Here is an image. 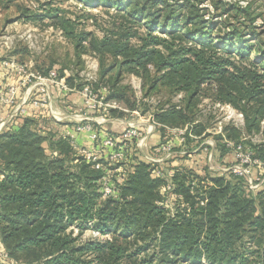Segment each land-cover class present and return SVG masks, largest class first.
Wrapping results in <instances>:
<instances>
[{"label": "trees", "instance_id": "16d2710c", "mask_svg": "<svg viewBox=\"0 0 264 264\" xmlns=\"http://www.w3.org/2000/svg\"><path fill=\"white\" fill-rule=\"evenodd\" d=\"M79 1L113 8L114 26L99 38L76 33L72 21L53 9L32 16L58 23L77 52L88 41L99 55L120 57L116 76H149L152 67L150 88L185 95L183 105L156 113L163 124L194 123L197 102L209 91L242 113L248 134L258 131L264 119V38L253 22L264 16V0L246 6L211 0L220 10L215 18L225 14L232 21L207 19L203 0ZM115 85L103 94L121 102L124 93ZM192 125L197 135L205 128ZM227 135L239 139L241 129ZM54 136L41 135L31 118L0 133V238L7 254L0 264H201L203 258L208 264H264V199L245 193L242 178L232 183L177 169L180 206L170 215L161 200L163 182L149 164L139 161L117 195L101 199L99 172L72 157L62 134ZM44 141L58 155L48 154ZM248 142L253 158L264 160V142ZM89 226L111 233V239L77 243ZM245 235L252 245L243 243Z\"/></svg>", "mask_w": 264, "mask_h": 264}, {"label": "rangeland", "instance_id": "374dc122", "mask_svg": "<svg viewBox=\"0 0 264 264\" xmlns=\"http://www.w3.org/2000/svg\"><path fill=\"white\" fill-rule=\"evenodd\" d=\"M223 1L246 6L250 0ZM211 2L203 0L201 4L207 7V19L232 21L225 14L215 18L220 10H215ZM52 9L60 18L71 20L76 33L88 31L99 38L114 26L116 19L113 8L87 7L79 0H0V133L31 118L41 135L49 138L53 134L57 139L62 134L70 142L72 157L82 158L99 172L96 184L101 199L117 195L118 186L139 161L149 164L151 174L162 180L161 200L170 215L180 206L181 197L173 181L177 169H190L209 178L222 177L232 183L240 177L245 193L254 197L260 194L264 199V160L253 158L248 142H264L261 122L258 131L248 134L243 129V119L232 111L233 106L218 105L207 91L197 102L194 123L163 124L156 113L171 104L183 105L185 95L160 85L150 88L156 74L150 66L149 76L132 72L116 76L121 58L114 59L107 53L99 55L89 49L88 41L77 52L58 23L32 16ZM253 24L264 38V16L257 17ZM256 55L253 52L251 57ZM50 64L47 73H41ZM104 70L107 72L103 78ZM50 71H55L57 77L46 79L43 86L38 77H48ZM112 83L123 91L125 101L106 102L114 101L121 108L91 109L78 93L89 86L92 91L101 88L103 94V88H110ZM70 93L79 95L80 104L74 98L68 99ZM32 106L41 109L30 112L28 107ZM192 124L205 128L197 135L192 132ZM233 129H241L239 139L227 135ZM44 147L48 154L58 155L56 150L49 149L48 141H44ZM72 228L73 235H77L78 229ZM111 237V233H101L89 226L81 232L77 243ZM247 237L243 243L252 245ZM0 243L4 248L1 238ZM201 264L208 262L203 258Z\"/></svg>", "mask_w": 264, "mask_h": 264}, {"label": "built area", "instance_id": "2783aa9c", "mask_svg": "<svg viewBox=\"0 0 264 264\" xmlns=\"http://www.w3.org/2000/svg\"><path fill=\"white\" fill-rule=\"evenodd\" d=\"M34 76V75H32ZM57 74L55 71H50L48 74V77H38L39 80L43 83L42 85L45 86V80L49 79V78H56ZM63 80L64 78H61L60 81H62L63 84ZM103 92H106V88H103ZM78 93H81V95H83L85 97V102L86 104L91 108V109H99L101 107H104V109L110 107V108H121L118 104H116V102L112 101L110 103V101H107V99H105V96L103 94H100L97 91H92L89 86H84L81 90L78 91ZM218 105H227V107H230L229 104H220L218 103ZM232 111H237L239 114V117H241L243 119V115L241 112H239L237 109H235L234 107L232 108ZM263 124V128H264V119H262L260 121ZM241 146L239 145L238 148H240ZM235 172H237V170H234ZM0 257L3 259H7V254L5 253V249L0 250ZM13 262V261H12Z\"/></svg>", "mask_w": 264, "mask_h": 264}, {"label": "crops", "instance_id": "0c3cea01", "mask_svg": "<svg viewBox=\"0 0 264 264\" xmlns=\"http://www.w3.org/2000/svg\"><path fill=\"white\" fill-rule=\"evenodd\" d=\"M71 98H74V100L77 102V104H80V101H81V98L79 97V95H77L76 93H70L69 96H68V99H71ZM41 108H37L35 109L33 106L32 107H28V110L30 112H35L37 110H39ZM4 249L0 243V250Z\"/></svg>", "mask_w": 264, "mask_h": 264}]
</instances>
